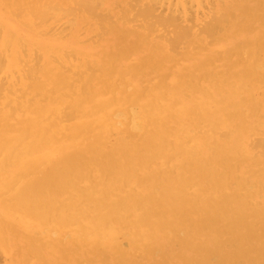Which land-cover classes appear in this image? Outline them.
<instances>
[{"label":"rangeland","instance_id":"1","mask_svg":"<svg viewBox=\"0 0 264 264\" xmlns=\"http://www.w3.org/2000/svg\"><path fill=\"white\" fill-rule=\"evenodd\" d=\"M73 1L74 0H63L59 4L60 7L63 8V11H68L70 14L67 13L63 15V13H66L63 11L58 13L59 15L57 13L55 14L54 11L51 12V15L53 17L55 16V19H53L51 15L48 17L49 20L52 19L53 21L47 20L49 23L47 22L48 25H46L48 28L50 27L49 32L51 34L47 33L46 35L48 36L43 38L46 42L42 45L44 47H39V43L34 41L29 44L23 43V45L21 43L20 49L17 50V52L21 53V58L17 61V63H12L11 69L9 70L5 68L6 62L3 58L4 56H0V59L3 60L2 63H4V65L0 67V69H4L3 71L2 69L0 70V115L3 113H13L12 111L14 110H18V112L25 111L26 106L29 108L31 107L32 104L17 106L14 100L20 96V93H17L15 96H9L8 93L11 90L20 92L23 89L24 84L31 85L38 82L40 78V75H38L39 71L49 65L48 63H45L46 59L44 62V57H47L50 60L49 61L47 59V61H49V63H53L50 65L49 70L53 71L55 74L69 78H73L78 75L82 78L81 86L83 87L89 83V77H93L95 80L92 84H87L90 86L85 87L87 88L86 94L89 95V99H87L89 100L88 104L80 105L81 108L79 109L66 106V110H63L65 115H67V113L73 115L71 120L67 118L62 119L65 123H63L62 120L59 121V124L62 125L63 128L78 123L90 122L89 124H91L94 122L96 124H94L93 127H89V132L96 137H100L102 142H104L107 151H119L124 155L145 144V142L149 140L150 136L156 133L155 131H157L158 127L155 123L150 126V121L148 122L145 118L148 112L146 107L151 106L149 110L151 114L153 113V116L150 120L154 121L156 119L157 121L154 122L163 125L166 121L165 124L167 125L164 129L165 131L168 129L170 130L167 131L169 136L166 134L167 136L165 137L168 149L166 148L163 150L154 147L138 153L136 155L134 169L127 175L129 176L127 180V176L121 180H117L109 174L100 175L96 168H90L87 172L88 179L86 181H81L78 184L79 193H71L61 199L64 203H68L73 197H80L82 200L79 208L69 215L72 220L68 223V219L64 224H61V221L57 220V218H53L48 224H42L37 221L35 223L22 224V219L16 217V214L7 211H3L2 213L0 208V264H264V70H262L264 67V53L259 51V49L263 48L264 45L261 47L258 42V39H263L264 43V22H261L260 25L258 24L263 14L258 15L260 13H257L259 21L252 17H249L250 19H245L241 18L242 15L236 16V19L233 18L234 20H232V22L237 24L235 30L231 31L229 25H227L228 27L226 31H220L217 34L218 36H215L217 38H214L216 39L215 44H212L214 39H211L212 42L210 39L205 41L203 36H200L198 39L202 43L201 45H198L196 42L198 40L195 37H190L187 42L184 43L187 44L186 46L181 45L178 51L167 53L160 50L162 49L160 47H158L160 51L155 50V52H152L153 50H148L147 46L139 47V30H137L136 25H130V21H128V23L125 22L123 23V28L120 29H130L129 33H127L128 36L126 39L131 45L121 49V52H111V54L108 55V58H105V67L98 70L95 60L90 59L89 57L96 52H104L101 49H97L104 44L111 46L116 40V35H113L114 33H112V31L108 28H105L104 32L98 35L94 32L93 26L95 27L96 23L102 24L104 21L113 25L111 21L117 20L116 17L125 10H129V8H132V11H134L133 8L135 7L134 9L138 11L139 4L137 3L139 0L137 3H134L136 0H132V2L130 0H104L103 5H101L102 2H99L102 0H97L98 2H95L98 4V6H96L99 7V15L97 14L95 17H92V19L89 18L88 20L83 19L82 16L78 15V13L73 16L71 15L72 12H70V10L72 11L74 9L73 11H77L76 8H78L76 7L77 4H75V1L73 4ZM211 1L222 4L227 0ZM54 2L59 3V0H53L52 2H49V4H54ZM204 5L205 3H203V6ZM257 5H259V7H264V0H253L246 5L245 10L248 12L254 10L256 13L258 9ZM190 6L187 5V9ZM193 7L194 8L191 9L194 10L191 12H194V15H192L191 12L189 15L197 18L200 23L199 28H202V25L208 22L209 18L213 14H211L206 6H204V8H207V10L202 9V7L198 8L196 5ZM188 11H190V9H188ZM53 12L54 14H52ZM103 15H106L107 19H102ZM61 16L66 18L62 17V19ZM73 21H75V23H73ZM247 22L248 27L245 26V23ZM54 24L55 26H53ZM62 25L65 26L63 27ZM70 25H73L70 27L71 29L69 28ZM65 28L67 31L69 28L68 33ZM261 28L262 31L258 32ZM53 29L54 31H52ZM0 30L1 43L6 37L5 27L2 24L0 25ZM63 31H66V33H63ZM61 32L64 36H66V38L64 36L61 37L63 35ZM70 34H72V36ZM219 34L222 36H219ZM51 35L52 37H50ZM56 35L57 37L54 38ZM153 43H157L158 45L161 44L160 42ZM190 43L193 45H190ZM195 43L197 45H194ZM207 43L208 45L211 43L210 45L213 46H208ZM198 46L204 51L202 49L200 51H196V49L199 48ZM193 47L197 48L192 51ZM222 50L223 53L221 52ZM232 50L234 51L232 52ZM104 53V55L108 54L106 51ZM120 53L123 55V59L118 62L119 59L116 56L121 55ZM258 55L260 56L258 57ZM257 59L259 62L261 61V66L259 68L253 69V67H247L251 63H257ZM24 64L30 65L27 66L28 69L25 68ZM194 66L196 68H193ZM216 66L219 68H216ZM183 69L185 71H183ZM91 70L93 71V75L90 73ZM139 70H141L140 75ZM254 70L255 73L251 74L254 79L253 81H250L247 76L250 71ZM97 71H99L100 74ZM132 72H137V75H132ZM192 72H194V74ZM242 75L243 77L245 75V77L242 78ZM212 76H214V78H212ZM120 78L124 80L121 85L119 82ZM182 78H184V80ZM3 80L5 82H3ZM205 80L207 81L206 83ZM109 81H113L114 83L118 82L119 84L115 83L116 86L111 87L109 86ZM144 84L146 87H144ZM132 89L136 90L133 91ZM209 89L211 91H209ZM239 89L242 91H239ZM131 92L133 96L131 95ZM194 97L196 99H194ZM206 102L207 104H205ZM256 103L258 108H256L257 106H254ZM32 107L40 111L52 108L46 101H44L42 105H35ZM216 107L219 108L216 109ZM254 107L256 109H254ZM71 108L73 113H70ZM74 110H78L77 112L79 114L77 115V112ZM106 115H108V118L111 119L112 123H110V126L107 129L98 134L96 132V129L99 128L97 125L105 119ZM119 115L122 118H120ZM210 117L214 119L211 120ZM163 118L165 119L162 120ZM177 120L179 121L177 122ZM132 121L134 122L132 123ZM138 121L140 125L138 124ZM146 124L149 128H147L148 126H146ZM131 127H134L132 131H135V133L131 132ZM213 128H215V130ZM217 128H219V130ZM137 131H139V135L136 133ZM209 131H214L216 135H212L213 132L211 133ZM256 133L257 135H255ZM59 134V141H55L56 149L65 146V142H67L65 133L59 131ZM223 134L224 136L222 137L224 139H221L220 137ZM139 136L140 138H137ZM209 139L211 141H209ZM241 139L242 141H240ZM225 149H227V151H225ZM252 149H254V151ZM219 150L222 151L223 155L221 154V157L218 158L215 157V153ZM245 153L247 155L246 157L244 155ZM167 156L173 158L168 159ZM212 158H218L217 160H220L218 161L220 162V166L218 165L219 163L210 164L209 161L212 160V162H214ZM222 160L224 162H222ZM199 162L202 163V165H200ZM204 163H206V165ZM186 164L188 168H186ZM180 165L181 167H179ZM149 168H151L152 171L149 170ZM177 168L179 170H177ZM139 171L144 173V175H142ZM169 171L171 172L169 173ZM11 172H13L12 169L7 170V173ZM93 176L95 178H93ZM147 176L148 178L154 177L156 179L155 182L149 181ZM169 179L176 182L188 181L192 183L187 190L186 196L188 207L186 210H188H185V215L187 217L191 216L189 217L191 220L190 222H197V225L202 223L199 226L205 227L206 229L199 231L196 224H188V226H185L183 229L189 231L191 236L181 230H179L177 235H169L166 231L150 236L145 234V230H138L135 228L137 219L143 212L144 208L130 207V209L123 214V218L121 220L112 224L110 227V238H105L106 240L103 242L95 244L92 239L78 234V228L76 226L88 225L90 218L93 217V212L87 206V193L92 192L93 199H102L105 204H110L115 200H122L127 197H139V195H143L145 191L149 189H159L161 184L163 185L167 183ZM125 188H127V191H125ZM224 188L226 191H224ZM130 189L133 191L131 192ZM235 196H237V198L234 203L227 204L223 208V211H219L218 209L213 210L215 206L223 204L222 202L225 201L226 197ZM7 198L9 199L10 197ZM219 202L221 204H219ZM1 204L3 203L0 202V205ZM189 206L191 207L189 208ZM205 213H209V217L206 218ZM210 215L215 217L209 220L211 217ZM241 219H245L244 223ZM230 220L231 222H229ZM205 221L206 226H203V222ZM239 222L246 225L241 230V235L238 234L239 232H236ZM222 223L225 224L222 225ZM192 229H195L194 231H198L192 233L194 232Z\"/></svg>","mask_w":264,"mask_h":264},{"label":"bare ground","instance_id":"2","mask_svg":"<svg viewBox=\"0 0 264 264\" xmlns=\"http://www.w3.org/2000/svg\"><path fill=\"white\" fill-rule=\"evenodd\" d=\"M52 1L53 0H0V23L5 27V36H6L3 39V41L0 43V52H1L0 56H4L3 58L5 59V62H6V67H5L6 69H8V70L11 69L12 63H17V61L21 58V53L17 52V50L20 49L21 43L23 45V43L29 44V43L34 41V42L39 43V44L37 43L39 45V47H44L42 45L46 42L43 40V38L45 36H48V35H46L47 33H50L49 32L50 27L49 28L47 27V25H48L47 22L50 20L53 21L52 19L49 20L48 17L51 15L52 11H54L55 14L56 13L58 14V13L63 11V8H61L59 5L60 2H62L63 0H59V3L54 2V4H49V2H52ZM74 1H75V4H77V6L76 5L75 6L78 8L75 7L77 11H73L74 9L72 11L70 10V12H72V14H71L72 16L76 15V13H78V15L82 16L83 19L88 20L89 18L92 19V17H95L98 14V8L99 7H97L98 4L95 2L97 0H74ZM74 1H73V4H74ZM103 1L104 0L99 1V2H102L101 5H103V3H104ZM130 1L132 2V0H130ZM137 1L138 0H136V2L134 1V3H137ZM220 1H222V0H220ZM252 1L253 0H227L226 2H224L222 4H219V3H214L211 0H139L137 3V4H139V10L138 11L134 9L135 7L133 8L134 11H132V8H129V6H128L129 10H127V11L125 10L123 13L119 14V16L116 17L117 20L111 21L113 25L108 24V22L106 23V21H104L102 24L96 23L95 27L93 26L94 32H96L98 35H100L102 32H104L105 28L110 29L112 31V33H114L113 35H116V40L113 42V44L111 46H108V44H104L101 47H99L98 49L96 48L97 50L101 49L104 52L106 51V53H108L107 55H104L105 54L104 52H96L92 56H90L89 58L94 59L97 69L101 70L105 67V65H104L105 64V58H108V55H110L111 52L112 53H118V52H121L120 51L121 49H124L125 47H129L131 44L127 42L126 37L128 36L127 33H129L130 29L129 30L120 29V28H123V26H124L123 23H125V22L128 23V21H130V25L131 24L136 25L137 30H139V40H138L139 47L140 46H143V47L147 46L148 50H150V51L153 50L152 52H155V50H159L158 47L162 48L160 50H163L166 53L167 52H174V51L176 52L181 47V45L182 46L187 45L184 43H186L190 37L191 38L195 37L198 40V41H196L198 45H201V43H202L198 39V38H200V36H203L205 41L210 39V41L212 42L211 39L216 38L215 36H218L217 34L220 31L224 32L227 30V27H228L227 25H229L231 31L235 30L237 24L235 22H232V20L236 19V16L242 15L241 18H245V19L252 17L254 19H257L258 21H259V19L257 18V13H260L258 15L263 14V16H264V7H259V5H257L258 9H257L256 13L254 10L251 12H248L245 10L246 5H248V3L252 2ZM203 3H205L204 6L208 7L209 11L213 15L209 18L208 22H206L204 25H202V28H199V26H200L199 20L197 18H195L194 16H191L189 14L192 10H194V9H191V8H194L193 7L194 5H196L198 8L202 7V9L207 10V8L206 9L204 8ZM187 5H189V6L191 5L188 8V9H190V11H188ZM209 7H212V8H209ZM54 12L52 14H54ZM63 12H66V11H63ZM67 13L70 14L67 11L66 13H63V15H65ZM191 13H192V15H194L193 14L194 12H191ZM199 15H200V13H199ZM72 16H70V17H72ZM263 16L260 19V22L255 20L256 22H258L259 25L261 22H264ZM62 17L66 18L64 16H61V18ZM103 18L107 19V16L103 15L102 19ZM53 19H55V16L53 17ZM73 19H76V18H73ZM109 20H110V18H109ZM97 22H98V20H97ZM100 22H101V19H100ZM55 23H57V22H55ZM73 23H75V21H73ZM65 25H62V26L64 27ZM53 26H55V24ZM62 26H61V28H62ZM71 26H73V25H70L69 28ZM245 26L248 27V22L245 23ZM61 28H59V29H61ZM69 28H68V31L65 28L67 33L69 32ZM43 29H48V30H43ZM72 30H73V27H72ZM52 31H54V29ZM66 31L65 32L63 31V33H66ZM260 31H262V28L258 32H260ZM70 32H71V30H70ZM70 35L72 36V34H70ZM106 35H107V33H106ZM220 35L221 34H219V36ZM63 36H64V34L61 37H63ZM50 37H52V35ZM55 37H57V35L54 36V38ZM64 37L66 38V36H64ZM248 37H249V35H248ZM257 38H259V37H257ZM56 39H58V38H56ZM61 39H63V38H61ZM216 39L213 40L214 42H212V44L213 43L215 44ZM218 40H221V39H218ZM249 40H251V39H249ZM96 41H97V39H96ZM102 41H104V40H102ZM153 42H160L161 44L158 45L157 43H153ZM258 42L260 43L261 47H263V45H264L263 39H258ZM197 44L195 43L194 45H197ZM190 45H193V44L190 43ZM207 45H208V43H207ZM210 46H213V45H210ZM195 48H197V47H195ZM195 48L193 47L192 51H194ZM199 48H197L196 51L197 50L200 51L202 49L201 47H199ZM205 48H206V46H205ZM41 50H42V48H41ZM234 50H232V52ZM247 50H248V48H247ZM251 51H252V49H251ZM259 51L261 53H264V47L260 48ZM221 52L223 53V50ZM232 56H233V54H232ZM259 56L260 55H258V57ZM116 57L119 59L118 62L123 59L122 54L117 55ZM226 57H227V55H226ZM45 59H46V62H45ZM47 59H48L47 57L46 58L44 57V62L49 64V65H47L48 67L42 68L38 73V75H40V78H39L40 82L38 81V82H35L31 85L24 84L23 89L20 92L11 90L8 93L9 96H13V95L15 96L17 93H20V96L17 97L16 100H14V102L17 104V106H25V105H29V104L31 105L32 104L31 107L29 108L26 106L25 111L18 112V110H14V111H12L13 113H3L2 115H0V202L3 203L0 205V208H1L2 213H3V211H7L10 213L12 212V213L16 214L17 215L16 217H19L22 219L21 220L22 224H24V223H35L36 221L39 223H42V224H48L50 221H52L53 218H57V220L61 221L60 222L61 224H64L66 222V220L68 219L67 220V223H68L69 221L72 220L71 216L69 217V215L79 208L80 204L82 203L81 202L82 200L80 199V197L79 198L73 197L68 203H64L63 201H61V199L65 196L71 194V193H73V194L79 193L78 192L79 191L78 184H79V182L86 181L88 179L87 172L90 168H96L98 170V172L100 173V175L109 174V175L113 176V178H115L117 180H121L122 178H125L129 174L130 171L131 172L133 171L134 163L136 160V155L138 153H140L141 151H145L148 148H154V147L165 150L167 148V142H166L165 137L168 135L167 131H170L169 129L167 131H165V129H164L165 126L167 125V124H165L166 121L164 122V125H163V124H159L157 122H154V121H157L156 119L154 121L150 120V118L152 119L153 113L151 114L150 110H149V108L151 106H147V105H146L147 106L146 109H148V112H147L145 118L148 122L150 121V126H151V124L155 123V125L158 127V129H157V131H155L156 133H154L150 136L149 140L146 141L145 144H143L140 147H137V149H133L131 152L124 154V155L121 154L119 151H117V152L107 151L106 146L104 145V142H102L100 137H96L89 132L90 131L89 127H91V126L93 127L94 124H96L94 122H92L91 124H89L90 122L89 123H78V124H73V125H70L68 127L63 128V126L59 124V121L64 119V118L71 120V117L73 116V115H70L68 113H67V115H65L63 113V110H66L65 109L66 106H71L72 108H78L79 109V108H81L80 105L88 104L89 100H87V99H89V95L86 94L87 88H85V87L90 86L87 84H89V83L92 84L95 80L93 77H89L88 78L89 83H87L86 86L84 85L85 87H83V86H81L82 78L80 76L77 75L73 78H69L66 76H60L58 74H55L53 71L49 70L50 65H52L53 63H49L50 60L48 59L49 61H47ZM72 59H73V57H72ZM259 60H260V58H259ZM259 60L256 61L257 63H255V64H252V63L250 65L247 64V65H249L247 67H253V69L259 68L261 66L260 65L261 61L259 62ZM2 61L3 60L0 59V67H2L4 65V63H2ZM38 62H39V60H38ZM207 62H208V60H207ZM189 63H191V62H189ZM233 63H232V65H233ZM35 65H37V64H35ZM27 66H30V65H27V64L25 65V68L28 69ZM88 67H89V65H88ZM217 67L218 66H216V68ZM60 68H62V67H60ZM193 68H196V67L194 66ZM3 70L4 69H2V71ZM262 70H264V67ZM183 71H185V70L183 69ZM88 72H89V70H88ZM92 72L93 71L91 70L90 73L92 74ZM97 72L99 73V71H97ZM0 73H1V71H0ZM94 73H96V72H94ZM140 73H141V70H139V75H140ZM192 73L194 74V72H192ZM253 73H255V70L250 71L249 72L250 75L248 74V76H247V78L250 81H253V79H254V77H252V75H251ZM219 74H221V73H219ZM53 75H58V76H53ZM130 75H131V73H130ZM132 75H137V72H132ZM174 75H176V74H174ZM227 75H229V74H227ZM244 77H245V75H244ZM244 77L242 75V78H244ZM205 78H206V75H205ZM212 78H214V76H212ZM23 79H25V78H23ZM182 79L184 80V78H182ZM34 81H36V80H34ZM123 81L124 80H122L120 78V80H119L120 85ZM3 82H5V81L3 80ZM109 82H110L109 86H111V87L116 86L115 83L119 84L118 82H115V83L113 81H109ZM152 82H155V81H152ZM198 82H199V80H198ZM206 82L207 81L205 80V83ZM263 82H264V80H263ZM6 84H8V83H6ZM134 87H135V83H134ZM144 87H146V85ZM243 87H244V85H243ZM2 90H4V89H2ZM132 90L134 91L136 89H132ZM177 90H178V88H177ZM6 91H8V90H6ZM91 91H93V90H91ZM192 91H194V90H192ZM209 91H211V90L209 89ZM239 91H242V90L239 89ZM135 92H137V91H135ZM181 93H183V92H181ZM223 93H224V91H223ZM131 95H132V92H131ZM195 97H194V99H196ZM249 97H252V96H249ZM263 99H264V97H263ZM172 100H174V99H172ZM44 101H46L50 105V107H52V108L40 111V110H36L35 108L32 107L35 105L36 106L42 105V103ZM205 104H207V102ZM210 104H211V102H210ZM173 105L175 106L174 103H173ZM254 106H257V103ZM109 107H106V108H109ZM72 108L70 109L71 110L70 113H73ZM218 108L219 107H216V109H218ZM256 108H258V106ZM256 108L254 107V109H256ZM70 110H67V111H70ZM192 110H191V112H192ZM202 110H204V109H202ZM74 111L77 112L78 110H74ZM227 111H225V112H227ZM151 112H153V111H151ZM204 113H206V112H204ZM78 114L79 113L77 112V115ZM129 114H130V112H129ZM132 114H134V113H132ZM123 115H124V113H123ZM168 115L170 116L169 113H168ZM131 116L134 117L133 115H131ZM222 116H220V117H222ZM166 117H168V116H166ZM212 117H210L211 120L214 119ZM245 117H247V116H245ZM74 118H76V117H74ZM120 118H122V117L120 116ZM227 118H229V117H227ZM249 118H247V119H249ZM115 119H116V117H115ZM164 119L165 118H163L162 120H164ZM190 120H191V118H190ZM178 121L179 120H177V122ZM68 122H71V121H68ZM133 122L134 121H132V123ZM63 123H65V121H63ZM66 123H67V121H66ZM110 123H112L111 119L108 118V115H106L105 119L97 125L99 128L96 129V132L98 134H100L101 132H103L105 129H107L110 126ZM130 123H131V121H130ZM205 123H202V124H205ZM138 124H139V121H138ZM183 125H184V123H183ZM221 125H220V127H221ZM119 126H120V124H119ZM146 126H148V125L146 124ZM177 126H179V125H177ZM194 127H195V125H194ZM248 127H250V126H248ZM131 128H130L131 132L135 133V131H132L134 127L132 129ZM147 128H149V126ZM215 128H213V129L215 130ZM141 129H143V128H141ZM217 129L219 130V128H217ZM59 131L65 133L67 142H65L66 143L65 146L56 149L55 148V146H56L55 141L56 140L59 141V136H60ZM251 131H253V130H251ZM138 132L139 131H137L136 133H138ZM209 132H211V131H209ZM212 132L215 133L214 131H212ZM219 132H221V131H219ZM243 132H244V130H243ZM247 132H250V131H247ZM255 132H257V131H255ZM173 133H174V131H173ZM213 133H212V135L215 136L216 133L215 134H213ZM138 135H139V133H138ZM240 135H242V134H240ZM255 135H257V133ZM222 136H224V134L221 135V137H220L221 139H224ZM137 138H140V136ZM195 139H196V137H195ZM228 139H229V136H228ZM169 140H171V139H169ZM209 141H211V140L209 139ZM212 141H213V139H212ZM240 141H242V139ZM176 144H177V142H176ZM195 144H196V142H195ZM212 146H214V145H212ZM241 146H242V144H241ZM254 149H252V150L254 151ZM196 150H197V148H196ZM250 150H251V148H250ZM257 150H259V149H257ZM225 151H227V149H225ZM149 154H150V152H149ZM171 154H173V153H171ZM177 154H179V153H177ZM221 154H222V151L219 150L217 153H215V157L219 158V157H221ZM231 155H232V153H231ZM244 155H245V157L247 156L246 153ZM167 157H168V159L173 158V157H169V156H167ZM193 157L196 158L195 156H193ZM193 157H191V158H193ZM224 157H225V155H224ZM261 158H262V155H261ZM212 159L214 162H212V160H211V161H209L210 164L211 163H213V164L219 163L218 165L220 166V162H218L220 160H217L215 158H212ZM149 161H151V160H149ZM222 162H224V161L222 160ZM202 163H200V165H202ZM193 164H195V163H193ZM204 164L206 165V163H204ZM186 166H187V164H186ZM179 167H181V165ZM186 168H188V166ZM10 169H12L13 172L7 173V170H10ZM142 169H143V167H142ZM149 170H151V168H149ZM177 170H179V169L177 168ZM195 170H197V169H195ZM203 170H205V169H203ZM154 172H156V171H154ZM170 172L171 171H169V173ZM140 173L142 175H144V173H142V172H140ZM150 176H151V174H150ZM93 178H95V177L93 176ZM128 178H129V176L126 177V180ZM147 179L151 182H155V180H156L154 177L148 178V176H147ZM144 180H146V179H144ZM238 180H239V178H238ZM116 184H119V183H116ZM191 184L192 183L188 182V181L176 182L174 180L169 179L167 181V183H165L163 185L161 184L159 189L156 188L155 189L156 191L149 189V190H146L143 195H139V197H127V198L122 199V200H115V201L111 202L110 204H105L102 199H100V200L96 199V198L93 199V197H92L93 193L92 192L87 193L86 194V197L88 198L87 199V202H88L87 206L93 212V217L90 218L88 225L76 226L78 228L77 232H78V234L82 235L83 237H87V238L92 239L95 244L101 243L104 240H106L107 238H110V232H111L110 227L115 222L121 220L123 218V214L127 210H129L130 207L131 208L132 207H138V208L143 207L144 210L141 213V215L138 217L137 222H136V227H135L136 229L145 230V234L150 235V236L155 235V234H159V233H163L166 231L169 233V235H177L179 233V230L184 231L187 233V235L191 236V233H189V231H186L183 229V228H185V226H188V224L192 225V224L197 223V222L196 223L190 222L191 220L189 217H191V216L187 217L185 215V210L188 207L186 195H187V190H188L189 186H191ZM126 189L127 188H125V191H127ZM199 189H200V187H199ZM197 190H198V188H197ZM130 191L132 192L133 190L130 189ZM224 191H226V189ZM234 195H236V194H234ZM191 196H193V195H191ZM7 197H10V198L8 199ZM200 197H202V196H200ZM197 198H199V197H197ZM236 198H237V196L226 197L225 201L222 202L223 204H221L219 202V204H221V205L215 206L213 210L218 209L219 211H223V208L229 203H234ZM6 199H8V200H6ZM249 206H250V204H249ZM190 207L191 206H189V208ZM188 213H190V212H188ZM208 214L205 213L206 218L209 217ZM213 215H210L211 217L209 220H211V218L215 217ZM225 217H226V215H225ZM241 220L244 223L245 219L244 220L241 219ZM229 222H231V220ZM243 223L239 222V225L237 226L236 232H239L238 233L239 235H241L240 234L241 230L246 226ZM198 224H199V222H198ZM201 224H199V225H201ZM224 224L222 223V225H224ZM29 225H31V224H29ZM115 225H117V224H115ZM199 225L196 224V227L199 228V231H203L204 229H206L205 227H200ZM203 226H206V221L203 222ZM194 230L195 229H192V231H194ZM196 231H198V230H196ZM196 231H194L192 233H195ZM259 232H261V231H259ZM129 238H130V236H129ZM244 240H247V239H244ZM221 251H222V249H221Z\"/></svg>","mask_w":264,"mask_h":264}]
</instances>
